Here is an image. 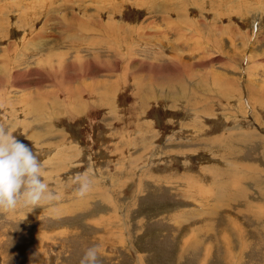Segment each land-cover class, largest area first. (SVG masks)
Here are the masks:
<instances>
[{"label":"rangeland","instance_id":"1","mask_svg":"<svg viewBox=\"0 0 264 264\" xmlns=\"http://www.w3.org/2000/svg\"><path fill=\"white\" fill-rule=\"evenodd\" d=\"M0 104L60 196L0 264H264V0H0Z\"/></svg>","mask_w":264,"mask_h":264},{"label":"clouds","instance_id":"2","mask_svg":"<svg viewBox=\"0 0 264 264\" xmlns=\"http://www.w3.org/2000/svg\"><path fill=\"white\" fill-rule=\"evenodd\" d=\"M43 171L38 155L0 125V215L12 217L22 208L32 211L60 199L43 180ZM76 183V197H86L92 188L89 174H77ZM99 251L98 246L87 249L80 264H99Z\"/></svg>","mask_w":264,"mask_h":264},{"label":"bare ground","instance_id":"3","mask_svg":"<svg viewBox=\"0 0 264 264\" xmlns=\"http://www.w3.org/2000/svg\"><path fill=\"white\" fill-rule=\"evenodd\" d=\"M99 26H100V25H99ZM43 34H44V33L42 32V33H41V36H42ZM45 36H46V35H45ZM31 39H32V38H31ZM243 53H244V52H243ZM243 53H242V54H243ZM207 251H208V250H206V253H205V254H207ZM202 263H203V262H202Z\"/></svg>","mask_w":264,"mask_h":264}]
</instances>
